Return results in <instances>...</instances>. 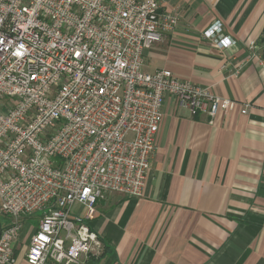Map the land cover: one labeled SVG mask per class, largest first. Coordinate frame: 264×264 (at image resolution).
Masks as SVG:
<instances>
[{
	"label": "built area",
	"instance_id": "1",
	"mask_svg": "<svg viewBox=\"0 0 264 264\" xmlns=\"http://www.w3.org/2000/svg\"><path fill=\"white\" fill-rule=\"evenodd\" d=\"M176 22L161 0H0V264H20L12 243L36 212L26 264L100 255L87 221L108 193L142 196L164 95L209 123L235 105L144 70L145 51ZM217 32L219 22L202 36Z\"/></svg>",
	"mask_w": 264,
	"mask_h": 264
},
{
	"label": "crops",
	"instance_id": "2",
	"mask_svg": "<svg viewBox=\"0 0 264 264\" xmlns=\"http://www.w3.org/2000/svg\"><path fill=\"white\" fill-rule=\"evenodd\" d=\"M161 1L177 22L145 51L144 70L235 105L209 123L164 95L143 194L97 200L87 223L103 250L82 264H264V0ZM215 22L221 32L204 38ZM223 37L231 44L218 46ZM34 227L12 243L20 264Z\"/></svg>",
	"mask_w": 264,
	"mask_h": 264
},
{
	"label": "rangeland",
	"instance_id": "3",
	"mask_svg": "<svg viewBox=\"0 0 264 264\" xmlns=\"http://www.w3.org/2000/svg\"><path fill=\"white\" fill-rule=\"evenodd\" d=\"M40 216V212L34 213L32 216H29L27 220H25L26 223H30L33 226H36L38 223V218Z\"/></svg>",
	"mask_w": 264,
	"mask_h": 264
},
{
	"label": "trees",
	"instance_id": "4",
	"mask_svg": "<svg viewBox=\"0 0 264 264\" xmlns=\"http://www.w3.org/2000/svg\"><path fill=\"white\" fill-rule=\"evenodd\" d=\"M263 59H264V54ZM9 225V219L6 216L0 215V231L6 228Z\"/></svg>",
	"mask_w": 264,
	"mask_h": 264
}]
</instances>
